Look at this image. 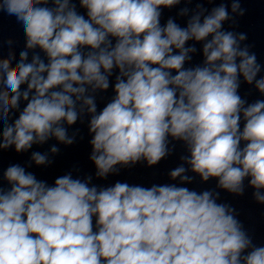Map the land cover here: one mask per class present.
Returning a JSON list of instances; mask_svg holds the SVG:
<instances>
[{
	"label": "clouds",
	"instance_id": "9594fccd",
	"mask_svg": "<svg viewBox=\"0 0 264 264\" xmlns=\"http://www.w3.org/2000/svg\"><path fill=\"white\" fill-rule=\"evenodd\" d=\"M180 3L79 0L82 14L71 0H0L25 36L14 66L13 51L0 59V149L26 153L52 138L72 145L78 130L69 135L66 125L87 115L97 179L156 166L175 141L187 153L168 173L173 183L148 187L97 186L72 172L49 184L10 164V187L0 188V264H264V246L216 190L241 196L247 180L264 205V99L239 93L244 82L264 96L262 65L242 46L245 33L223 27L245 10L239 0L232 15L226 4H197L180 9L185 26L172 17L162 24V10ZM197 43L203 62L186 67ZM110 86L114 95L98 111L96 94ZM59 151H33L28 167L51 165ZM189 173L216 188L187 187Z\"/></svg>",
	"mask_w": 264,
	"mask_h": 264
}]
</instances>
